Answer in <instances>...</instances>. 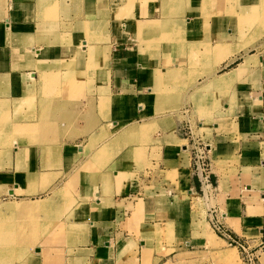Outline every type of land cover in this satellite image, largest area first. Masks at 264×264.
Segmentation results:
<instances>
[{
    "label": "crops",
    "instance_id": "obj_1",
    "mask_svg": "<svg viewBox=\"0 0 264 264\" xmlns=\"http://www.w3.org/2000/svg\"><path fill=\"white\" fill-rule=\"evenodd\" d=\"M199 121L208 186L181 132ZM17 188L55 205L67 236L27 264L261 243L264 0H0V200Z\"/></svg>",
    "mask_w": 264,
    "mask_h": 264
},
{
    "label": "rangeland",
    "instance_id": "obj_2",
    "mask_svg": "<svg viewBox=\"0 0 264 264\" xmlns=\"http://www.w3.org/2000/svg\"><path fill=\"white\" fill-rule=\"evenodd\" d=\"M261 25L256 29L257 34L255 33V36L262 33L263 27ZM255 36H252L250 42L253 41ZM40 80L45 84L53 82L48 79L46 74H43ZM30 109H33V107ZM23 113L21 109L14 110L15 115H22ZM26 115V119H28L32 118L35 113H26ZM200 123L199 121L197 125L192 122L191 125L193 135L199 138L202 133L208 132L209 128V125L205 124L200 129ZM25 127L27 128V125ZM23 128L24 125H17L14 130L18 132ZM11 142L9 143L10 145H17L16 142ZM207 149L209 150V147ZM189 154L188 152V156ZM209 165L211 175L210 158ZM209 180L211 183V178ZM11 191V194L5 191V195L0 200V264H27L35 260L34 257H36L35 252L38 245L44 246L46 244H55V242L56 244H62V241L67 238L66 234L63 233L65 222L58 217V213L54 214L55 205L53 206V204L44 201L42 203L23 202L19 200L20 197L14 196L21 194L19 188ZM204 191L200 187L199 194L203 195ZM21 205H30V211L22 208H19L20 211L9 209V207H20ZM58 211L60 212L61 210ZM63 213L64 211H62V215ZM218 214L215 209L211 208L207 211V221L213 217L212 221L215 222L217 220L216 216L219 217ZM227 239L229 242L221 241L214 246H197V243H195L191 244L192 246L185 247V244H183L181 251L176 252L177 254L172 264H264V240L259 244L250 243L249 246L230 237ZM187 241L190 242V239L188 238ZM161 242L167 247L172 244L171 239H166L165 237L162 238ZM168 252L170 253V251Z\"/></svg>",
    "mask_w": 264,
    "mask_h": 264
},
{
    "label": "built area",
    "instance_id": "obj_3",
    "mask_svg": "<svg viewBox=\"0 0 264 264\" xmlns=\"http://www.w3.org/2000/svg\"><path fill=\"white\" fill-rule=\"evenodd\" d=\"M181 132L189 143L193 172L201 185H210L209 150L207 149V145H205L199 137L193 135L187 123L182 125Z\"/></svg>",
    "mask_w": 264,
    "mask_h": 264
},
{
    "label": "bare ground",
    "instance_id": "obj_4",
    "mask_svg": "<svg viewBox=\"0 0 264 264\" xmlns=\"http://www.w3.org/2000/svg\"><path fill=\"white\" fill-rule=\"evenodd\" d=\"M6 146V145H5ZM39 207V206H38ZM19 208H22L23 210H29L30 211V208H31V206L29 205V206H27V205H21L20 207L19 206H12V207H9V209H13V210H15V211H20V209ZM39 209V208H38Z\"/></svg>",
    "mask_w": 264,
    "mask_h": 264
}]
</instances>
